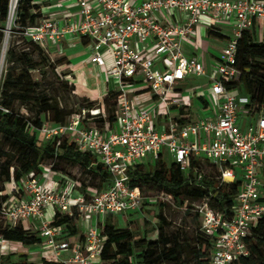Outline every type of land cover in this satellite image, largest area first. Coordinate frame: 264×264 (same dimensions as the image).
Instances as JSON below:
<instances>
[{
	"label": "built area",
	"instance_id": "obj_1",
	"mask_svg": "<svg viewBox=\"0 0 264 264\" xmlns=\"http://www.w3.org/2000/svg\"><path fill=\"white\" fill-rule=\"evenodd\" d=\"M75 2L80 19L59 22L45 18L25 27L22 33L43 48L77 35L89 39L95 64L104 65L109 56L112 64L106 78L113 86L106 94L115 95L114 120H107L101 105L83 109L63 124L52 123L47 115L38 132L43 134V141H54L55 146L69 137L79 151L94 159L93 164H101L109 175L107 184L87 196L59 170L55 172L63 181L49 184L46 177L54 170L53 161L42 163L39 168L45 179L39 171H28L16 185V192H20L8 205L7 200L1 203L0 213L13 223L37 220L54 261L100 264L102 221L108 214L138 210L142 204L140 187L131 185L129 171L142 165L147 156L158 164L164 149L171 157L170 164L185 174L192 169L196 180L206 176L205 162L215 169L217 183L240 181L230 215L209 205L211 193L193 202L199 201L194 210L200 217V231L213 237L211 264H232L248 255L245 239L264 216V107L251 103L246 93H239L240 88L228 89L226 83L237 77L238 38L244 31L254 30L258 39L264 34V0ZM199 24L225 36L224 46L211 56L216 65L209 73L200 52L185 51ZM206 75L210 87L198 90L184 83L191 76ZM139 86L147 88L151 103L141 105L130 97L129 89ZM186 90L196 91L200 102L206 103L207 107L201 104L205 115L191 118L182 95ZM209 109L214 111L212 115H206ZM92 118H102L103 123L84 124ZM161 194L175 202L171 194ZM48 206L61 215L85 221L83 238L62 239L65 225L44 219ZM2 240L0 237V243ZM65 251L70 254L63 258Z\"/></svg>",
	"mask_w": 264,
	"mask_h": 264
},
{
	"label": "trees",
	"instance_id": "obj_2",
	"mask_svg": "<svg viewBox=\"0 0 264 264\" xmlns=\"http://www.w3.org/2000/svg\"><path fill=\"white\" fill-rule=\"evenodd\" d=\"M33 0H20L17 6L16 23L19 31L32 25L37 17L31 12L34 8ZM8 12V0H0V21H4ZM209 34L223 37L214 30H209ZM2 33L0 32V41ZM32 50L21 49L16 51L10 47L6 52L7 67L0 84V159L4 162L0 165V174L4 181H11L18 185L24 175L30 171L40 170L39 165L46 159L62 158L78 164L84 169H88L100 178L107 181L109 175L102 168L100 163L93 164L94 159L87 153L77 149L74 142L69 137H63L59 146H55L54 141H43L37 137L38 129L41 127L46 116L54 124H63L69 112L59 107L56 97L47 95L41 90L42 83L34 79L31 70L38 66L46 65V59L42 57L39 45L29 40ZM1 47V45H0ZM37 57L34 58V54ZM61 57L57 61H65ZM237 77L231 83H226L228 89L243 88L248 95L250 102L264 107V34L258 39L254 30L244 31L237 40L236 50ZM53 74L60 78L61 75L55 69ZM69 74V72H67ZM66 73V74H67ZM62 85L66 91L73 93V84L69 83L66 77H62ZM56 90V88H54ZM114 94H106L103 97V104ZM93 103H90V106ZM24 105L33 112V115L25 116L19 112L17 106ZM114 103L108 110L107 120L112 122ZM100 124L103 119L99 118ZM1 141L9 149L1 144ZM56 153V155H55ZM15 155L16 167L11 164V158ZM190 166H194V161H190ZM53 169L55 168L53 162ZM130 183L132 186L151 185L162 192L171 194L175 202L180 205L187 201L186 206L194 200L208 196L209 205L225 215H230L233 211L236 194L240 187V181L219 184L213 178L214 174L208 173L201 180H196L192 169L185 174L178 166L170 164L168 167L163 162L158 163L151 171H145L141 165H137L129 171ZM192 180L193 184L189 181ZM2 192V189H0ZM7 195H0V205L7 199ZM161 218H163L161 216ZM74 216L55 212L53 222L71 227ZM102 234L104 242L101 250V260L109 261L108 264H183L182 254L184 246L189 245L190 254L195 264H211L210 254L213 237L204 234L199 227L189 241L182 238L181 233L174 232L167 234L164 226L160 225L156 239L138 242L139 253L135 254L132 243L133 232L129 227L115 228L110 222L104 221L102 224ZM74 232V231H73ZM75 233V232H74ZM0 237L9 241L24 245H32L40 241V237L35 232H29L20 224L2 225L0 227ZM246 244L249 253L240 256L232 264H264V216L259 218L252 226L251 234L247 236ZM11 264H33L25 260L13 262ZM42 264H61L56 261H44Z\"/></svg>",
	"mask_w": 264,
	"mask_h": 264
},
{
	"label": "rangeland",
	"instance_id": "obj_3",
	"mask_svg": "<svg viewBox=\"0 0 264 264\" xmlns=\"http://www.w3.org/2000/svg\"><path fill=\"white\" fill-rule=\"evenodd\" d=\"M20 0L17 2V6ZM50 1V0H49ZM34 8L31 9V12L39 15L36 21H42L45 18L51 19L52 16L49 13H42L41 7L48 3V0H33ZM17 6L15 9V14L12 20V24L8 23V15L4 21H0V32L2 33V39L0 41V84L2 78L5 73V68L7 67L6 62V52L10 47H14L16 51H20L21 49H31L32 45L29 42V39L23 35L22 32L19 31V24L16 23L17 17ZM8 12H9V0H8ZM7 12V13H8ZM51 45H46L45 48L39 47L42 53V57L46 59V65L38 66L36 69L31 70V74L34 79L40 80L42 86L41 90L45 91L47 95H51L56 97L59 107L65 109L69 114L66 117V121H68L75 113L82 112L83 109L87 111V109H93L96 107H101V102L103 100L99 99V101L91 102L86 98L75 96L71 91H66L62 85V77H66L69 75L67 73L68 66L66 62L63 61L61 63L54 62L62 57V54H59ZM4 53V54H3ZM34 58L37 57V53L34 54ZM216 65V60L212 57H207L206 59V68L209 73L212 66ZM52 69H55L60 78H57ZM67 73V74H66ZM69 76H67L68 78ZM69 79V78H68ZM69 81V80H68ZM184 83L193 85L197 87L198 90L204 89L206 87H210V79L206 76H191L185 79ZM56 88V90H54ZM240 88V87H239ZM237 90H235L236 92ZM239 93H244L245 91L241 87L238 90ZM182 95L187 100V104L189 105L192 113L194 115H205L206 109L201 106L200 99L198 98V93L193 90H186L182 92ZM90 103H93L90 106ZM114 103L115 98L111 97L104 103L105 113L108 114V110L111 105ZM19 112L23 113L25 116L33 115V112L29 111L26 106L19 105L17 106ZM160 109V106H159ZM87 116H91L90 112H86ZM91 122H96L100 124L98 118H92L89 120H84L85 125L91 124ZM37 137L39 139H43V134L38 132ZM1 144L5 147L4 149H9L7 145L1 141ZM11 158V164L16 167V158L15 155ZM50 161L54 162L55 170H59L62 173L68 175V177L74 182L76 189L86 193L89 196L93 192L99 191L103 186L107 183L102 180L98 174H94L88 169H84L78 164H74L71 161L58 158V159H46L43 163H49ZM161 161L165 166H169L171 162L170 155L163 149L161 155ZM4 162V159H0V165ZM141 167L145 171H151L155 167H158L157 161L153 159L151 156H147L141 160ZM203 172L208 174H214L215 169L208 165L207 163H203ZM16 185L11 181H4L2 175L0 174V195H7V197H11V195L16 191ZM140 190L143 196L142 204L138 210L130 211L122 214H108L105 217L104 221L110 222L115 226V228H126L129 227L132 232V243L134 246L135 254L139 253L140 248L138 246V242L141 239L145 240H153L157 238L158 229L160 225L164 226V230L167 234H172L174 232L181 233L182 238L189 241L191 237L194 235L195 231L198 229L200 225V217L194 210V205L198 204L199 201L193 202L190 205L185 206L184 204L180 205L178 202H173L170 199L167 200L165 196L161 194V190L151 186V185H141ZM20 192V190L18 191ZM16 193V192H15ZM8 199V198H7ZM6 199V200H7ZM6 203L8 205L10 200H7ZM161 216L163 218H161ZM101 224H103V222ZM13 223L6 219L0 213V227L2 225H6L9 223ZM21 222V221H20ZM19 222V223H20ZM76 220L74 219L72 223L74 224ZM18 224V223H17ZM13 225V224H12ZM70 229V227H69ZM1 244L7 245L5 248H1ZM49 246L45 244L43 241L42 244H36V246L27 247L22 244H16L14 246L6 243H0V264H11L13 262H17L21 260L22 257L26 256L27 261H33L35 264H39V259L45 256H49ZM24 253V254H21ZM183 264H195L192 260L190 254L189 245L184 246V251L182 254ZM109 261H101L100 264H108ZM60 263V262H59ZM137 258H135V264H138ZM62 264V263H61Z\"/></svg>",
	"mask_w": 264,
	"mask_h": 264
},
{
	"label": "crops",
	"instance_id": "obj_4",
	"mask_svg": "<svg viewBox=\"0 0 264 264\" xmlns=\"http://www.w3.org/2000/svg\"><path fill=\"white\" fill-rule=\"evenodd\" d=\"M137 2L139 0H133ZM42 13L47 14L49 13L51 19L57 20L59 22H63L66 19H80L79 8L76 4L75 0H48V3L44 4L42 7ZM225 36H217L211 35L208 33L206 27L202 24L197 25L196 27V34L195 36L190 39L185 45V51L187 53H198L200 52V57L202 58L204 64L206 65L207 57H211L214 53L221 50L224 46ZM52 44V47L59 53L62 54L66 60V65L68 66L67 72H69V79L66 77L73 84V94L75 96L83 97L88 99L91 102L99 101L102 99L106 92L112 88V84L106 78V71L111 66V59L109 56H106V62L104 65H97L91 60V48L89 39L83 38L80 36H71L66 37L65 39H61ZM51 47V48H52ZM130 97L136 102L140 103L141 105L148 104L152 102L151 95L145 86H139L135 88L129 89ZM103 101V100H102ZM187 102V100H185ZM201 104L204 107L206 103L201 100ZM101 105H104L101 102ZM188 114L191 118H198L200 115H194L190 109L188 108ZM213 110H208L206 115H212ZM57 170H51L46 177V182L49 184H58L62 181L61 178L55 172ZM40 176L42 179H45L44 173L42 169L39 170ZM62 173V172H61ZM64 174V173H63ZM66 175V174H64ZM68 176V175H67ZM16 190V188H15ZM16 192V191H15ZM13 193L11 197H8L7 200H10L17 195L18 192ZM55 212V208L48 206L44 210V219L51 221L53 220V215ZM105 220V219H104ZM9 223V222H8ZM10 225H16L17 223H9ZM20 224L24 229L28 230L29 232H35L40 237V241L34 243L32 245H24L27 247L36 246V244H42L45 242V237L41 234V229L39 222L35 219H27L21 221ZM86 222L85 221H77L74 224H71V227H66V232L63 234L62 239H68L69 241H75L83 238V231L85 229ZM75 233H74V232ZM3 239V238H2ZM2 242H6L12 246L16 244H20L17 242H9L5 239ZM7 245L1 244V248H5ZM24 254V253H21ZM70 254V251H65L62 255L63 258H66ZM27 255L22 257L21 260H25ZM19 260V261H21ZM55 257L53 255V251L51 248L49 249V256L42 257L39 259V264H42L44 261H54ZM17 261V262H19ZM29 262V261H28ZM35 264L33 261H30Z\"/></svg>",
	"mask_w": 264,
	"mask_h": 264
},
{
	"label": "bare ground",
	"instance_id": "obj_5",
	"mask_svg": "<svg viewBox=\"0 0 264 264\" xmlns=\"http://www.w3.org/2000/svg\"><path fill=\"white\" fill-rule=\"evenodd\" d=\"M18 0H9L8 23L12 24ZM4 54V53H3Z\"/></svg>",
	"mask_w": 264,
	"mask_h": 264
}]
</instances>
